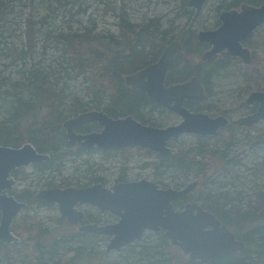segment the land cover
<instances>
[{
	"label": "trees",
	"instance_id": "16d2710c",
	"mask_svg": "<svg viewBox=\"0 0 264 264\" xmlns=\"http://www.w3.org/2000/svg\"><path fill=\"white\" fill-rule=\"evenodd\" d=\"M55 1L61 7H66L70 0ZM30 2L32 0H0V19L14 12L12 9L15 4L29 5ZM243 4L259 6L264 4V0H223L219 9L230 10ZM185 13L192 15L194 11L187 9ZM117 17L118 34H93L94 25L81 34L61 32L55 40L59 45L56 49L62 51V57H66L63 70L67 73V79L83 76L89 82L91 102H84L78 97H71V101H68L70 96L66 91L69 86L66 82L61 83V76L56 70L51 71L52 68L46 70L35 63L20 70L18 80H13L11 74H4L0 70V145L19 148L32 143L38 152L49 154L48 161L33 165L42 178L44 175L53 176H50L51 180L46 185L55 183L58 187H65L72 183L88 186L97 182L107 185L104 178L95 176L93 166L87 168L84 179L62 177L58 183L54 179L55 174L62 175L68 156L80 154L68 142L64 128L67 119L93 109L104 111L113 118L133 116L146 125L158 127L154 115L166 113L167 110L149 99L146 93L127 86L125 78L155 63L166 45L174 39L182 43L188 58L179 69L168 75L167 83L184 82L198 77L206 89L208 100L186 102L185 106L192 111L203 110L212 114L226 112L212 105V83L232 67L234 59L220 57L195 65L192 58L201 56L207 46L198 42L193 30H183L179 37L174 38L172 30L165 28L160 19L152 18L135 23L125 11L120 12ZM27 21L29 29L33 30L36 26L32 24L31 18ZM253 40L249 43L253 50L252 62L244 66L243 72L240 69L245 84L239 91L241 107L246 105L243 100L249 90L264 91V25L257 29ZM253 42H257L258 47L256 44V47L253 46ZM31 50L23 51L18 60H25ZM255 109L251 107V110ZM97 128L98 125L93 123L85 132H92ZM239 128L244 129L237 124L229 125L218 137L194 135L196 146L193 149L173 152L172 155L162 156L147 149L139 150L155 155V161L148 165L163 183L157 184L162 187L174 185L179 189L193 174L205 170L206 155L215 152L211 141H220V146L225 148L220 153L225 161L224 172L230 174L229 179L226 183L212 181L214 185L217 184L215 188L210 186L194 197L191 196L193 193L180 197L176 200L175 207H183L189 200L197 201L226 224L237 239L245 242V249L226 258L205 263L190 258L185 260L180 254L174 259L172 245L169 241H163L165 234L159 232L156 241L142 245L138 251L132 244L119 251L118 254L123 251L130 253L132 260L124 264H264V184L245 188L238 174L231 171L232 161L228 159L227 152L239 142L234 137L235 130ZM247 137L257 147L264 143V136ZM129 149H95L88 152H100L106 157H114ZM12 176L16 180L29 178L25 169L13 172ZM12 194L27 204L25 210L46 206L45 202L37 200L35 192L29 188L13 190ZM12 231L21 237L20 241L3 247L0 264H76L80 255H83V250L93 244L90 241L91 235L85 233L63 235L54 241H46L51 231L35 217L20 216L15 219ZM75 241L79 244L78 247H72Z\"/></svg>",
	"mask_w": 264,
	"mask_h": 264
},
{
	"label": "water",
	"instance_id": "95a60500",
	"mask_svg": "<svg viewBox=\"0 0 264 264\" xmlns=\"http://www.w3.org/2000/svg\"><path fill=\"white\" fill-rule=\"evenodd\" d=\"M207 0H190L188 5L196 9L198 16ZM221 26L215 30L200 31L198 42L210 45L203 55L211 61L218 55L235 57L244 64L252 62L250 49L243 42L252 41L256 30L264 25V4H243L240 10L223 11ZM180 41L170 43L157 62L126 76L127 86L141 90L147 97L181 118L176 125L160 128L146 125L133 116L110 117L104 111L83 112L64 122L68 142L77 152L91 150H118L142 148L159 155H172L170 143L184 135L217 137L222 129L232 123L253 127L264 121V91L250 93L245 100L247 106L257 104L256 112L231 121L220 115L211 117L207 113L192 111L186 102H205L208 95L198 77L166 86L169 73L178 69L186 60ZM96 123L100 131L76 132V128ZM49 154L40 153L32 143L19 148L0 145V245L17 243L20 238L12 231L18 215L27 207L10 192L16 185L13 172L33 164L44 163ZM198 182L183 188H160L151 180L141 179L122 182L107 187L95 184L89 187L50 188L39 191L38 200L57 205L61 217L77 225L84 219L80 205H92L102 212L118 217L113 224L88 223L80 227L81 232L110 238L106 252L121 251L137 242L148 231L164 232L171 245L180 248L191 260L209 262L220 260L245 249V242L238 240L229 227L196 201L189 202L184 209L175 207L181 196L193 192ZM1 252V246H0Z\"/></svg>",
	"mask_w": 264,
	"mask_h": 264
},
{
	"label": "rangeland",
	"instance_id": "374dc122",
	"mask_svg": "<svg viewBox=\"0 0 264 264\" xmlns=\"http://www.w3.org/2000/svg\"><path fill=\"white\" fill-rule=\"evenodd\" d=\"M189 1L70 0L66 7H61L55 0H32L29 5L28 3H25L26 5L15 4L12 9L14 12H10L0 19V70L4 74H11L13 80H18L19 71L35 65V63L46 70L52 68L51 71L56 70V73H59L58 75L61 76V83L66 82L69 86L66 91L70 96L68 101H71V97H78L84 102H91V95L88 94L89 82H86L83 76L77 79H67V73L63 70V67L66 66V57H62V51L56 49L59 46L55 41L56 37L61 32L81 34L86 32L87 29H91L94 25L93 34L106 32L118 34L117 15L122 11L128 13L130 20L135 23H141L146 19L152 18L160 19L165 28L172 30L174 38L179 37V34L183 30L191 29L196 32L197 37L200 31L215 30L221 26L220 14L227 10L225 8L219 9L223 0H209L198 17H195L196 10L188 5ZM187 9L188 11L193 10L194 13L192 15L185 13ZM30 13L31 15H29ZM28 16L33 21L32 24H35L36 29H29ZM255 44L258 47L257 42H253V46ZM30 49L32 50L27 54L25 60L19 61L18 58L21 53L23 51L27 52ZM260 51L258 53H261ZM192 61L195 65L200 64L202 62V55L193 57ZM243 68L242 61L234 59L232 67L222 73L220 78L212 83L214 95L212 105L222 109V111H226L225 114H212L203 110L198 111L207 113L211 117L227 114L232 120L252 113L251 107L247 105L241 107L239 104L241 101L239 91L245 86L241 77L242 73H240V69L243 72ZM252 91L254 90H249L243 102ZM154 118L158 124L157 126L160 128L176 125L181 122V118L178 115L168 110L166 113L155 114ZM247 135L252 138L263 137L264 121L251 128L244 127L243 130L240 128L239 130H235L234 137L239 142L237 146L227 152L228 159L232 161L230 164L231 171L238 174L241 182L245 184V188H250L254 185L264 184V143H261L262 145L257 147L253 144L254 141L248 139ZM211 144L212 150L215 149V152L206 155V159L204 160L206 164L205 170L196 172L185 184L180 185L182 187H179L183 188L194 181H198V188L191 195L193 197L201 190L207 189L210 186L215 188L217 184L214 185L212 181L226 183L227 179H229L230 174H225L224 172L223 166L225 161L223 160V155L220 153L225 148H222V144L217 140L211 141ZM195 146L196 140L194 135H184L170 143L173 152L193 149ZM139 149L141 148H130L129 151L119 153L114 157H106L100 152H84L78 155H70L66 160L62 175L55 174L54 179H56L57 183L62 177L84 179L87 168L93 166L95 176L104 178L108 187L114 185L118 180L124 179L130 181L148 179L163 184L159 176L155 175L151 166L148 165V163L155 161V155H148ZM25 173L29 175V178L17 180L15 190L20 191L29 188L36 194L44 189L58 187V184L55 183L51 186L46 185L47 181L51 180L50 176L52 175H44L42 178L33 165L25 168ZM83 181L85 182V180ZM98 183L103 184L102 182H97L93 185ZM69 184L65 187H83L82 185ZM164 188L176 187L170 185ZM84 209L90 212V218L93 221L96 220L101 225L116 220L113 217L114 215L102 213L91 206H85ZM20 216L22 218L35 217L37 221L41 222L51 231L52 238L54 239L62 237L65 230L69 228V223L61 218L57 206L49 207L42 205L30 208L22 211L17 218ZM157 234V232L148 231L145 233L142 241H137L132 245L138 251L142 245L156 241ZM15 235L17 234L15 233ZM99 239L100 241L94 240L91 246H87L83 250V255H80L81 257L76 264H124V262L132 260L130 253L126 251H123L121 254H118L119 252L117 251L106 253V246L109 241L108 239L104 241L101 238ZM77 241H75L72 247H78ZM171 251L174 259H177L179 254L185 260L189 258L181 249L175 246L171 247Z\"/></svg>",
	"mask_w": 264,
	"mask_h": 264
},
{
	"label": "flooded vegetation",
	"instance_id": "af4514ba",
	"mask_svg": "<svg viewBox=\"0 0 264 264\" xmlns=\"http://www.w3.org/2000/svg\"><path fill=\"white\" fill-rule=\"evenodd\" d=\"M209 0H207V2H208ZM206 2V3H207ZM206 5V4H205ZM204 5V6H205ZM250 5V4H249ZM242 6V5H241ZM240 6V7H241ZM239 7V8H240ZM195 9V8H194ZM234 9H237L238 10V8H234ZM196 10V9H195ZM230 10H233V9H230ZM203 11V10H202ZM227 11H229V10H227ZM201 14V13H200ZM199 14V15H200ZM221 15V14H220ZM195 17H198V16H196V14H195ZM220 19V18H219ZM263 26V25H262ZM261 26V27H262ZM220 27V26H219ZM218 27V28H219ZM217 29V28H216ZM259 29V28H258ZM257 31V30H256ZM174 41H178V40H174ZM173 42V41H172ZM251 41H245V42H243V44H244V46H246V47H248L249 49H250V51H251V53H252V56H253V50H252V48H251V46L249 45V43H250ZM247 43H248V45H247ZM201 44H203V45H206L207 46V49H206V51H208L209 49H210V45H208V44H206V43H201ZM206 51H204L203 53H202V61L203 62H210V61H204L203 60V55H204V53L206 52ZM220 57H222V58H228V57H224V56H222V55H218L217 57H215V58H213L212 60H216V59H218V58H220ZM229 58H232V59H239V58H235V57H229ZM211 60V61H212ZM158 61V60H157ZM156 61V62H157ZM242 61V60H241ZM242 63H243V61H242ZM153 64V63H152ZM243 65L245 66L246 64H244L243 63ZM248 65V64H247ZM182 66V65H181ZM180 66V67H181ZM179 67V68H180ZM178 68V69H179ZM177 70V69H176ZM174 72V71H173ZM172 73V72H171ZM170 74V73H169ZM168 74V75H169ZM168 77V76H167ZM185 82V81H184ZM178 83H182V82H177V83H173V84H178ZM173 84H168L167 83V78H166V86H169V85H173ZM255 91V90H254ZM253 92V91H252ZM208 95V94H207ZM194 101H198V100H193V101H190V102H194ZM200 102V101H199ZM248 107H256V109H257V104H255V105H251V106H248ZM256 109L255 110H252V113H249V114H253L254 112H256ZM197 112H200V111H197ZM249 114H247V115H249ZM220 116V115H219ZM224 116H226V117H228L231 121H233L229 116H227V115H224ZM232 124H235V123H232ZM231 124V125H232ZM91 125H89L88 127H85V126H83V127H79V128H76V132H79V133H88V132H85V130L86 129H88L89 127H90ZM99 127V126H98ZM246 128H248V127H246ZM224 129H226V128H224ZM224 129H222V131L224 130ZM97 131H100V127H99V129L97 130ZM221 131V132H222ZM218 137V136H217ZM83 153V152H82ZM34 165V164H33ZM30 166H32V165H30ZM27 168V167H26ZM23 169H25V168H23ZM22 169V170H23ZM21 170V171H22ZM16 180V179H15ZM141 180V179H140ZM136 181H139V180H136ZM122 182H133V181H130V180H118L114 185H116V184H118V183H122ZM198 182V181H197ZM16 184H17V180H16ZM99 184V183H98ZM93 185V184H92ZM92 185H88V186H83V187H89V186H92ZM104 185V184H103ZM114 185H112V186H114ZM159 185V184H158ZM189 185V184H188ZM104 186H107V185H104ZM160 186V188H164V187H162L161 185H159ZM187 186V185H186ZM108 187V186H107ZM109 187H111V186H109ZM14 188H15V186H14ZM53 188H61V189H65V188H67V187H53ZM197 188H198V185H197ZM196 188V189H197ZM196 189L193 191V192H191V193H189V194H186V195H190V194H192V193H194L195 191H196ZM13 190H15V189H13ZM12 190V191H13ZM39 193V192H38ZM38 193H36L35 194V197H36V195L38 194ZM10 194L11 195H13L12 194V192H10ZM186 195H183V196H186ZM182 197V196H181ZM37 198V197H36ZM38 200V199H37ZM41 201V200H40ZM22 202V201H21ZM44 202V201H43ZM189 202H191V200H189V201H187V203H185V205L183 206V207H180V208H178V209H180V210H182V209H184L185 208V206L189 203ZM197 202V201H196ZM25 203V202H24ZM45 204H46V206L48 205L49 207H51V206H57V205H49V204H47L46 202H45ZM200 204V203H199ZM201 205V204H200ZM85 206H91V207H93V208H96V207H94V206H92V205H80L79 206V209L80 210H82V211H84V214H85V216H84V219L79 223V224H77V225H72V224H70L66 219H64V220H66L68 223H69V228L67 229V230H65V232L63 233L64 235H72V234H82V233H85V234H88V235H91V239H90V241H94V240H96V241H100V239L99 238H101L103 241L105 240V236H99V235H93V234H90V233H87V232H81L80 231V227L82 226V225H85V224H88V223H95V224H99V225H101L100 223H98V222H96V220L95 221H93L91 218H90V216H91V214H90V212L89 211H87V209H84V207ZM27 208V207H26ZM97 209V208H96ZM25 210V209H24ZM23 210V211H24ZM100 211V210H99ZM100 212H102V211H100ZM102 213H109V212H102ZM111 214V213H110ZM20 215V214H19ZM18 215V216H19ZM112 215V214H111ZM116 220L114 221V222H108V223H106V224H113V223H116L117 221H118V217H115V216H113ZM0 218H1V215H0ZM62 218V217H61ZM63 219V218H62ZM15 221V220H14ZM14 223V222H13ZM103 225V224H102ZM13 226V225H12ZM75 230V231H74ZM157 233H159V232H157ZM15 234V233H14ZM18 236V235H17ZM20 238V237H19ZM61 238V237H60ZM59 239V238H58ZM106 239H108V241H110V238L108 237V238H106ZM54 240H56V239H54V238H52V236H48V238H47V240L46 241H54ZM143 240V238H141L140 240H136V241H142ZM239 240V239H238ZM86 241H88V240H86ZM163 241H171V240H169L168 238H166V237H164L163 238ZM134 244V243H133ZM1 246V251H2V249H3V247L4 246H6V245H3V244H1L0 245ZM1 253V252H0ZM188 256V255H187Z\"/></svg>",
	"mask_w": 264,
	"mask_h": 264
},
{
	"label": "bare ground",
	"instance_id": "6f19581e",
	"mask_svg": "<svg viewBox=\"0 0 264 264\" xmlns=\"http://www.w3.org/2000/svg\"><path fill=\"white\" fill-rule=\"evenodd\" d=\"M41 179V178H40ZM46 179V178H45ZM40 182V181H39ZM49 182V181H48Z\"/></svg>",
	"mask_w": 264,
	"mask_h": 264
}]
</instances>
